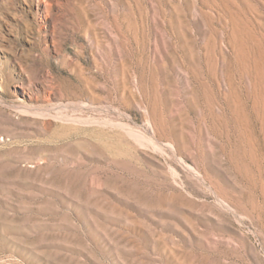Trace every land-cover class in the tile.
Instances as JSON below:
<instances>
[{
  "label": "rangeland",
  "instance_id": "obj_1",
  "mask_svg": "<svg viewBox=\"0 0 264 264\" xmlns=\"http://www.w3.org/2000/svg\"><path fill=\"white\" fill-rule=\"evenodd\" d=\"M0 264H264V0H0Z\"/></svg>",
  "mask_w": 264,
  "mask_h": 264
}]
</instances>
